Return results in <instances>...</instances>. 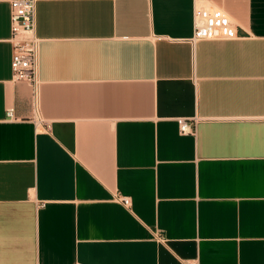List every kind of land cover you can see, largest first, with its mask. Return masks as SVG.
Wrapping results in <instances>:
<instances>
[{"label": "crops", "instance_id": "0c3cea01", "mask_svg": "<svg viewBox=\"0 0 264 264\" xmlns=\"http://www.w3.org/2000/svg\"><path fill=\"white\" fill-rule=\"evenodd\" d=\"M203 5L239 39L192 43L194 0H39L35 101L0 0V264H264V0Z\"/></svg>", "mask_w": 264, "mask_h": 264}, {"label": "built area", "instance_id": "2783aa9c", "mask_svg": "<svg viewBox=\"0 0 264 264\" xmlns=\"http://www.w3.org/2000/svg\"><path fill=\"white\" fill-rule=\"evenodd\" d=\"M39 0H11V32L12 70L14 80L26 82L32 89L34 100L38 99L39 79V48L40 40L36 36V13ZM204 0H194V33L192 43L214 40L239 39L237 28L230 18L220 9L208 8L203 5ZM9 117L14 114L9 110ZM182 135L195 133L193 124L186 119L177 120ZM126 208L131 207V199L116 196ZM159 240H163L159 238ZM187 264H198L188 261Z\"/></svg>", "mask_w": 264, "mask_h": 264}]
</instances>
